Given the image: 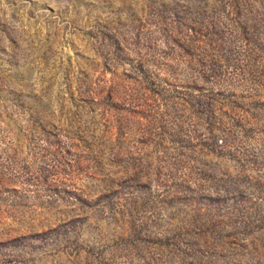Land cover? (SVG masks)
Wrapping results in <instances>:
<instances>
[{
  "label": "rangeland",
  "instance_id": "obj_1",
  "mask_svg": "<svg viewBox=\"0 0 264 264\" xmlns=\"http://www.w3.org/2000/svg\"><path fill=\"white\" fill-rule=\"evenodd\" d=\"M0 264H264V0H0Z\"/></svg>",
  "mask_w": 264,
  "mask_h": 264
}]
</instances>
